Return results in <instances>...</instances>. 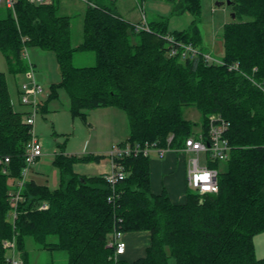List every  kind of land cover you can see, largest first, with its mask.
I'll list each match as a JSON object with an SVG mask.
<instances>
[{
	"label": "trees",
	"instance_id": "obj_1",
	"mask_svg": "<svg viewBox=\"0 0 264 264\" xmlns=\"http://www.w3.org/2000/svg\"><path fill=\"white\" fill-rule=\"evenodd\" d=\"M230 1L234 17L222 30V65L204 61L194 23L170 33L157 20L136 31L99 1L87 5L76 46L70 18L57 15L52 1L17 0L13 11L0 15V52L9 73L26 72V47L51 51L61 76L57 87L67 93L74 117L108 106L126 113L129 135L119 146H163L172 135L170 146L180 148L190 136L207 137L210 119L218 118L226 123L230 147L226 161L211 164L218 170L217 193L187 192L183 204L172 203L165 191L151 192L149 157L117 159L126 176L110 186L104 176L73 171L78 161L105 156L59 153L53 161L58 186L50 190L27 181L11 225L8 195L24 166L29 127L22 122L24 112L14 111L0 73V157H9L0 164V264H8L2 242L12 236L22 264H28L26 238L42 249L64 251L67 260L59 264H168L170 257L175 264H264L253 244L264 231V96L251 81L264 87V0ZM199 2L178 0L179 9L197 16ZM186 45L197 51L191 59L182 56ZM85 52L93 54L94 65L75 67L74 54ZM234 63L238 70H227ZM188 107L198 111V124L183 117ZM42 203L46 210H38ZM113 230L149 232L145 256L132 263L114 258L105 247Z\"/></svg>",
	"mask_w": 264,
	"mask_h": 264
},
{
	"label": "rangeland",
	"instance_id": "obj_2",
	"mask_svg": "<svg viewBox=\"0 0 264 264\" xmlns=\"http://www.w3.org/2000/svg\"><path fill=\"white\" fill-rule=\"evenodd\" d=\"M96 1V0H92ZM128 23L138 21V14L133 9L132 0H115ZM56 14L70 18V36L72 46L82 41L83 17L87 3L82 0H53ZM226 0H200V9L197 16L187 10H180L178 0H143V10L150 19H159L166 22L168 32H180L193 23L201 37L202 51L215 59L223 56L222 30L225 24L233 21L230 5ZM6 8H0V15ZM132 12V14L130 13ZM129 13V15H128ZM24 61L27 70L24 73L12 75L7 69L4 57L0 52V73L3 75L10 101L14 111L28 112V106L21 105L20 96L16 89L23 84H30L32 80L42 88L43 92L37 96V102L45 105V111L37 112L34 117L33 135L38 138L42 146L41 156L30 166L26 174L27 180L33 179L37 184L47 186L50 190L58 186V171L53 164L59 153L73 156H105L99 162H81L73 165V171L80 175L95 176L103 166L109 164L106 153L118 141H124L129 135V126L126 113L115 107L94 108L85 112V118L73 116L70 112L69 97L65 90L57 85L61 81L60 71L55 55L39 47H26ZM72 64L75 67L94 65L92 53H75ZM31 72V76H27ZM54 89V93H53ZM183 117L199 123L200 115L193 107L183 109ZM195 133H199L198 129ZM196 157L195 154H185L186 160ZM153 158V154L149 155ZM200 164H203V154L199 155ZM98 163V164H97ZM104 165V164H103ZM102 166V167H101ZM24 250L28 264H59L67 260L64 251L42 249L32 238L24 241ZM6 252V256L9 254ZM15 257L22 260L16 247ZM172 258L168 264H171Z\"/></svg>",
	"mask_w": 264,
	"mask_h": 264
},
{
	"label": "built area",
	"instance_id": "obj_3",
	"mask_svg": "<svg viewBox=\"0 0 264 264\" xmlns=\"http://www.w3.org/2000/svg\"><path fill=\"white\" fill-rule=\"evenodd\" d=\"M17 0H0V8L4 7L6 9L12 10L14 4ZM29 3L34 4H45L49 3L50 0H27ZM87 3V5H92L89 0H82ZM144 19V18H143ZM136 31L146 29L143 25H134ZM170 40V39H169ZM182 56L184 58H193L197 51H195L190 45L183 47ZM174 53V51H171ZM204 61L206 63L220 64L218 59L211 57L210 55L204 54ZM227 70H238V64L234 63L227 66ZM253 72L257 71V68L252 69ZM31 72H27V76H31ZM254 85H256L263 93L264 87L257 82L251 80ZM43 90L38 86L33 80L30 84H23L20 91V104L28 106L30 111L25 112L22 116V122L27 127H29V140L25 146L23 159L24 166L20 172V178L16 181L14 188L9 192V213L8 220L11 225H14L18 216V205L22 201L21 191L26 183V174L30 166L41 156L42 146L38 138L33 135V125L34 117L38 112L39 104L37 102V96L42 93ZM226 129V123L219 120L218 118L210 119V125L207 133V137L202 135L190 136L184 140V144L180 148H172L170 146L172 135L166 140L165 145H159V142H147L142 144H124L119 146L116 144L107 153L110 161V173L104 176L105 181L113 186L119 180H122L126 174L122 166L116 163L117 159L126 156H136L141 154L142 156L149 157L151 153H156L159 158H163L169 152H176L183 156L185 154H195L196 157L189 158L187 160V170H186V183L187 186L192 190L193 193L198 196H203L206 194H215L218 191V170L211 166L214 162H224L229 156L230 147L224 138V131ZM203 154V164H200L199 155ZM9 162V157H0V164H7ZM206 177V178H205ZM111 198H108L110 201ZM47 204L42 203L39 205L38 210H46ZM123 232L120 230H113L108 236V241L106 243V248L113 250L114 258H119L124 254L125 243L123 241ZM3 248L9 252L6 256V262L8 264H22V261L15 257L16 252V241L15 237L12 236L10 239L3 240Z\"/></svg>",
	"mask_w": 264,
	"mask_h": 264
},
{
	"label": "crops",
	"instance_id": "obj_4",
	"mask_svg": "<svg viewBox=\"0 0 264 264\" xmlns=\"http://www.w3.org/2000/svg\"><path fill=\"white\" fill-rule=\"evenodd\" d=\"M89 1L91 3L95 2L92 0ZM96 1H99V3L102 6L111 9L118 17L128 22L126 20L127 18L121 14L120 9L116 6L115 0H96ZM132 1H133V9L138 14V21L131 23V25H143L147 27L148 24L159 20V19L149 20L147 18V15L144 13L143 10V5H142L143 0H132ZM130 14H132V12ZM16 93L18 96H20V89L17 88ZM120 142L122 141H118L117 144ZM152 154H153V158L152 159L149 158L151 192L157 195L160 194L162 191H165L169 200L172 203L183 204L186 200L187 192L192 191L187 186L186 183L187 160L185 156L176 152H169L163 158H159L156 153H152ZM94 162H99V161H94ZM101 165L103 167L101 166L102 168H100L99 172H97V175L95 176H105L106 173L109 171L108 170L109 164L108 166L105 163H102ZM82 176H86V175H82ZM25 179L26 182L34 181L32 178L27 180V178L25 177ZM123 241L125 243V250H124V254L119 258L128 263H132L135 260L143 258L145 256L146 249L150 245V234L147 231L124 233ZM253 244H254V251L256 258L258 259L264 258V231L256 234L253 237ZM172 260L173 261L171 262V264H175L173 258Z\"/></svg>",
	"mask_w": 264,
	"mask_h": 264
},
{
	"label": "water",
	"instance_id": "obj_5",
	"mask_svg": "<svg viewBox=\"0 0 264 264\" xmlns=\"http://www.w3.org/2000/svg\"><path fill=\"white\" fill-rule=\"evenodd\" d=\"M225 3H226V5H231V1H230V0H226ZM231 17H232V18L234 17V14H233V13L231 14Z\"/></svg>",
	"mask_w": 264,
	"mask_h": 264
},
{
	"label": "clouds",
	"instance_id": "obj_6",
	"mask_svg": "<svg viewBox=\"0 0 264 264\" xmlns=\"http://www.w3.org/2000/svg\"><path fill=\"white\" fill-rule=\"evenodd\" d=\"M206 178V177H205Z\"/></svg>",
	"mask_w": 264,
	"mask_h": 264
}]
</instances>
